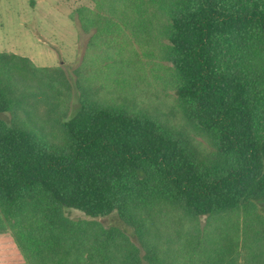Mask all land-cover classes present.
Wrapping results in <instances>:
<instances>
[{
	"label": "trees",
	"instance_id": "obj_1",
	"mask_svg": "<svg viewBox=\"0 0 264 264\" xmlns=\"http://www.w3.org/2000/svg\"><path fill=\"white\" fill-rule=\"evenodd\" d=\"M92 1L95 9L77 14L82 30L96 31L93 42L129 34L142 47L163 46L181 108L222 165L197 163L182 138L147 114L85 102L70 111L62 70L0 54V116L14 120L0 118V235L11 236L25 264H114L118 251L124 264H167L169 240L157 241L158 230L145 240L149 215L162 206L196 219L264 209V0ZM117 52L127 61L137 55ZM120 73L108 82L126 91L130 78ZM64 210L92 220L69 221ZM113 213L134 227L139 247L118 243L116 229L90 231ZM249 218L245 229L262 217ZM196 229L190 242L205 264L216 252L212 230ZM256 233L257 248L244 234L246 264H264V230Z\"/></svg>",
	"mask_w": 264,
	"mask_h": 264
},
{
	"label": "rangeland",
	"instance_id": "obj_2",
	"mask_svg": "<svg viewBox=\"0 0 264 264\" xmlns=\"http://www.w3.org/2000/svg\"><path fill=\"white\" fill-rule=\"evenodd\" d=\"M81 8L95 9V3L92 0H0V54L26 58L37 68L62 70L71 85L65 95L68 110L74 112L85 102L91 106H112L130 113L147 114L163 129L182 138L183 145L194 154L197 163L212 169L221 166L222 160L215 148L190 124L181 108L176 93L178 77L166 59L163 46L142 47L129 34L118 36L112 45L108 40L114 35L105 36L107 39L99 36L94 43L92 38L96 31L86 33L80 26L77 12ZM122 48H129L133 56L137 53L135 60L131 61L128 55V61L119 58L117 51ZM119 72L130 78L126 91L108 82ZM40 114H46L45 108H41ZM0 118L7 126L14 123L11 113L1 114ZM42 124L48 131L53 129V122L46 121V115ZM245 212L241 211L239 218L205 216L196 219L181 207L162 206L156 217L149 215L150 237L145 240H155L152 236L158 230L157 241L167 239L171 245L167 264H199V253L194 251L195 238L192 243L190 240L192 235L195 237L196 228L203 231L209 228L212 233L207 241L216 252L211 250L205 264H246L244 234L253 248L262 244L256 232L264 230V209L258 207L253 213ZM64 216L69 221L92 220L78 210H64ZM249 217L262 218L255 219L251 227L245 229L244 220ZM95 221L99 226L89 227L91 232L116 229L124 234L117 236L118 243L139 247L134 227L119 214ZM234 221L236 224L232 223ZM73 250L74 246L70 248ZM224 256L226 262L222 261ZM124 257L122 251L116 252L112 256L113 263L124 264ZM84 258L87 259V253ZM0 264H25L9 234L0 235Z\"/></svg>",
	"mask_w": 264,
	"mask_h": 264
}]
</instances>
